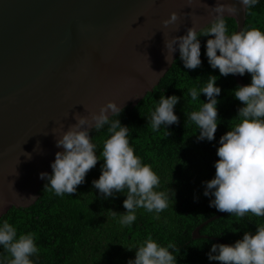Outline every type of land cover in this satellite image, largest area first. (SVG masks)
<instances>
[{"label": "water", "instance_id": "95a60500", "mask_svg": "<svg viewBox=\"0 0 264 264\" xmlns=\"http://www.w3.org/2000/svg\"><path fill=\"white\" fill-rule=\"evenodd\" d=\"M215 4L0 0V218L39 198L45 183L39 174H51L55 154L62 150L53 131L59 136L62 125L67 130L76 122V113L98 112L108 101L124 109L137 106L174 63L165 60L163 32L170 38L185 35L192 26L206 27ZM172 12L180 15L176 33L162 24ZM225 18L234 19L239 31L246 13ZM232 77L237 85H246L239 75ZM200 228L193 232L195 238Z\"/></svg>", "mask_w": 264, "mask_h": 264}, {"label": "clouds", "instance_id": "9594fccd", "mask_svg": "<svg viewBox=\"0 0 264 264\" xmlns=\"http://www.w3.org/2000/svg\"><path fill=\"white\" fill-rule=\"evenodd\" d=\"M259 3L260 0H235V3L216 0L212 7L213 20L206 27L197 29L192 26L185 35H171L170 38L162 31L166 62H175L174 53L178 51L180 61L188 70L202 65L199 37H209L205 56L210 67L218 69L219 76L209 75L202 86L187 90V97L193 102L201 101V94L206 97V102L202 101L198 110L185 114L198 130V141H214L221 123L218 97L222 89L217 86V80L229 75L243 77L250 74V84L238 85L232 90L231 94L242 104L236 115L239 122L220 137L215 175L203 182V195L210 198L209 207L241 219L249 215L264 217V31L242 28L229 33L225 17L237 16L241 11L245 14ZM162 24L171 32H179L180 15L172 12ZM183 98L185 100V93ZM180 100L181 97L176 95L160 96L147 118L153 132L179 124L175 107ZM123 110L124 106L108 101L98 112L89 113L85 109L87 115L76 113L73 117L76 122L67 130L62 125L59 136L53 131L56 147L62 150L55 154L50 165L51 174L41 172L39 178L47 181L44 188L56 196H71L79 185L85 183L88 172L103 160L101 174L92 181V186L104 200L115 198L118 193L126 196L123 200L126 211L121 213L120 223L130 227L137 220V209L159 214L168 208L175 190H155L160 186L159 177L130 145L129 127L122 125L119 119ZM105 126L109 136L98 156L97 145L90 133H99ZM26 154L28 159L32 158L31 154ZM0 248L10 257V260L0 257V264H34L32 258L39 255L34 235H18L16 227L6 221L0 224ZM175 251V244L164 246L149 236L135 248V258L127 264H178ZM207 258L219 264H264V226H257L255 232L245 231L233 244L213 243Z\"/></svg>", "mask_w": 264, "mask_h": 264}, {"label": "trees", "instance_id": "16d2710c", "mask_svg": "<svg viewBox=\"0 0 264 264\" xmlns=\"http://www.w3.org/2000/svg\"><path fill=\"white\" fill-rule=\"evenodd\" d=\"M225 20L229 33L236 32L235 20ZM244 28L264 31V0L246 12ZM208 38L199 37L202 60L199 68L185 69L178 54L153 92L147 93L137 106L125 108L119 117L121 124L129 127L128 138L135 154L159 177L160 186L155 190H175L168 208L159 214L137 209L134 224L122 226L120 215L126 211L123 208L126 196L118 193L115 198L104 200L92 186V181L101 174L103 160L88 172L85 183L71 196H56L44 188L45 181L33 205L13 207L0 218V224L6 221L16 227L18 235H34L39 248V255L32 258L34 264H127L135 258V248L149 236L164 246L175 244L178 264H219L207 258L213 243L233 244L245 231L255 232L257 226H264V217L249 215L241 219L228 213L219 216L221 212L209 207L210 198L203 195V182L215 175L218 141L239 122L236 115L242 106L231 94L238 86L232 75L220 77L217 86L222 89L218 97L221 123L215 133L216 139L212 142L197 140L198 130L185 114L198 110L206 97L201 94V101L193 102L187 97V90L202 86L209 75L219 76L218 69L213 70L205 56ZM240 78L245 84L251 82L250 74ZM163 95L181 97L175 107L179 124L153 132L147 118ZM90 135L100 156L109 136L107 126ZM199 226L200 237L195 238L193 232ZM0 257L10 260L2 248Z\"/></svg>", "mask_w": 264, "mask_h": 264}]
</instances>
